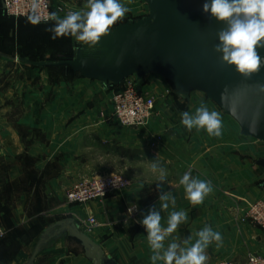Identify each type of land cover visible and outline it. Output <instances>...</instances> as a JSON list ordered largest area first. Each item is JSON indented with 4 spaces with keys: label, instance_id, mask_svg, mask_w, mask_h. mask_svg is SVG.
Here are the masks:
<instances>
[{
    "label": "crops",
    "instance_id": "obj_1",
    "mask_svg": "<svg viewBox=\"0 0 264 264\" xmlns=\"http://www.w3.org/2000/svg\"><path fill=\"white\" fill-rule=\"evenodd\" d=\"M0 4L5 10L3 0ZM77 41L71 36L69 48L55 53L45 49L42 52L45 55L29 60L73 53ZM37 67L54 73L57 70ZM56 80L63 89L53 95L45 92V107H0V224L10 229L7 240L0 241L6 245V248L0 245V261L93 264L83 241L70 232L41 245L31 261L44 230L66 219L74 221L105 256L119 264H153V252L141 223L150 210L160 213L165 228L170 213H187V220L164 240L165 247L173 241L184 247L187 240L190 246L197 239L196 233L206 225L218 231L222 239L219 245L214 241L207 247V264H216L224 258L243 264L249 253L258 252L259 244L264 245V231L241 220L247 202L259 195L264 197V187L258 182L264 168L256 163L257 149L251 138L242 134L232 116L194 93L188 106L173 94L165 97L164 106L158 100L147 127H122L110 118L112 107L71 106L70 100L74 103L79 96L87 95L95 101L103 98L107 90L101 82L77 77L72 83L64 76H57ZM158 80L165 79L155 75L148 82ZM67 85H71L68 90ZM74 85L80 91L75 93ZM67 93L77 97H69ZM3 96L14 95L0 93V99ZM201 106L221 114L220 137L210 136L203 129L189 131L182 125L181 113H194ZM155 135L161 139L154 141L155 148L151 151L148 141L157 139ZM153 162L165 171L169 169L164 180L158 179V173L152 178L146 173ZM117 169L130 179L127 189L80 208L67 206L66 191L73 183L92 173ZM186 172L211 183L213 191L203 203L193 205L186 198L180 184ZM164 195L169 196L168 201L161 200ZM171 197H175L174 203ZM163 203H168L167 209L162 207ZM133 206L139 210L135 214L129 212ZM90 217H95L98 224L88 230ZM15 229H25V239L12 241L11 232ZM30 229L36 230L31 233Z\"/></svg>",
    "mask_w": 264,
    "mask_h": 264
},
{
    "label": "water",
    "instance_id": "obj_2",
    "mask_svg": "<svg viewBox=\"0 0 264 264\" xmlns=\"http://www.w3.org/2000/svg\"><path fill=\"white\" fill-rule=\"evenodd\" d=\"M148 1L152 6L150 16L114 26L101 38V49L93 54H85L83 42L76 40L78 45L72 54L22 60L34 66L69 69L108 87H122L135 75L141 89L147 76L155 73L171 83L182 104L190 102L192 91H202L238 122L243 135L264 141V63L250 78L240 75L235 66L221 63L214 47L224 24L203 12L205 0ZM258 52L264 58V47ZM256 163L264 168V157ZM67 232L83 241L93 264H119L105 256L74 221L66 219L44 230L31 261L41 245Z\"/></svg>",
    "mask_w": 264,
    "mask_h": 264
},
{
    "label": "clouds",
    "instance_id": "obj_3",
    "mask_svg": "<svg viewBox=\"0 0 264 264\" xmlns=\"http://www.w3.org/2000/svg\"><path fill=\"white\" fill-rule=\"evenodd\" d=\"M86 7L87 11H72L63 19H58L55 12L51 13L48 18L55 22L51 29L53 38L71 35L90 46L98 45L101 38L109 35L128 11L120 0H87ZM202 10L224 24L217 33L218 43L214 47L220 54L221 63L235 66L236 71L245 78L259 72L264 63V58L258 52V48L264 47V0H205ZM181 123L189 131L195 128L205 130L210 136L222 135L221 114L210 111L206 106L196 108L194 113L183 111ZM249 131L254 133L256 129L250 128ZM151 171L158 173L159 180L166 178L165 169L156 162L151 164ZM180 184L184 186L186 198L193 205L203 203L213 191L210 182L193 178L191 172L184 173ZM171 199L174 203L175 197ZM161 200L168 201L169 196L164 195ZM168 206V203L162 204L164 209ZM132 210L130 207L129 212ZM161 219L158 211L150 210L141 221L153 252V264L157 261H163V264H207V247L214 241L219 245L222 239L218 231L206 225L196 233L197 239L190 246L187 240L184 241V247L175 241L165 247L164 240L187 220V213H170L166 228L162 227Z\"/></svg>",
    "mask_w": 264,
    "mask_h": 264
},
{
    "label": "rangeland",
    "instance_id": "obj_4",
    "mask_svg": "<svg viewBox=\"0 0 264 264\" xmlns=\"http://www.w3.org/2000/svg\"><path fill=\"white\" fill-rule=\"evenodd\" d=\"M55 8L65 5L67 9L71 11H87L86 4L87 2L83 0H52ZM120 2L128 9L125 17L119 21L116 25L125 24L131 20L141 19L143 17L150 16L152 13V6L148 0H120ZM5 10L0 4V93H11L14 96L9 98L8 96H3L0 99V107H13V108H21V107H45V92L46 93H58L63 89V85L61 82H57L56 77L64 76L67 81H77V77H81L79 74H75L69 69L62 68L63 71L57 69L55 73L53 70H48L45 67H37L34 65H30L25 63L23 58H39L45 55L43 50H48L51 53L59 52L66 48H69V39L71 35L67 36H57L53 38V32L51 29L54 26V21H50L48 23H39L31 18H16L12 16H7L8 14L4 12ZM64 10L63 14L57 15L58 19H63L66 17L67 13ZM115 25V26H116ZM83 48L85 54H93L101 49V43L98 45L90 46L83 42ZM72 54V52L70 53ZM37 60V59H36ZM45 60V59H44ZM159 76L155 73H151L147 76V80L142 84V86H146L150 88V91L155 93L158 97V100H161L162 105L164 106V102L166 101V91L169 87L173 86L169 81L158 80V82L151 84L148 82V79L152 76ZM54 76V77H53ZM136 80V76H131ZM160 77V76H159ZM80 81V80H79ZM57 82V83H55ZM72 85V84H71ZM71 85H67L65 89H69ZM61 86V87H60ZM78 86V85H77ZM74 85L73 89L76 92L80 91ZM114 87V88H113ZM118 86H103V89L107 90L106 95L103 98H100L95 101V99L90 98L89 96H79L80 98L70 103L71 106H81V107H103V108H111L112 107V96ZM72 89V88H71ZM99 93V92H98ZM195 94L196 96L202 97L204 100L209 101L212 105L218 106L213 100L209 99L207 95L198 90L192 91L191 94ZM174 94V93H173ZM41 95H43V99H41ZM53 95V94H52ZM80 95V93L78 94ZM67 96L76 98L77 96L73 94H68ZM93 97V96H92ZM73 100V99H72ZM69 103V104H70ZM189 104H187L188 106ZM69 106V105H68ZM219 107V106H218ZM123 127V126H122ZM147 127V126H145ZM142 128V127H140ZM144 128V127H143ZM154 134V133H153ZM150 136L147 134V137ZM158 136V135H155ZM246 136V135H244ZM252 140V144L256 147V157L257 160L264 157V141L257 139L252 136H248ZM161 137L158 136L157 139H148L150 150L153 151L155 148L156 140H160ZM155 141V142H154ZM163 141V140H161ZM184 156V155H183ZM169 169L166 170L167 175L169 174ZM123 174L127 177V175L122 172V170H112V171H99L96 173L90 174V176L96 175H108V174ZM146 173L152 175L154 173L149 170ZM262 173H259V186L264 182V175L260 177ZM84 178V177H83ZM130 180V179H129ZM151 183L154 182L152 179ZM131 183V181H130ZM153 184V183H152ZM264 198L259 195L255 199L247 202V206L259 199ZM66 204L69 208H80L82 205L71 204L66 199ZM85 205V204H83ZM246 209V208H245ZM2 225V224H1ZM87 227V226H86ZM259 227V226H257ZM5 232L4 237L0 239V241H6L8 230L7 227H3ZM264 231L263 228L259 227ZM88 229V228H87ZM36 229H30L32 233ZM25 229H15L14 232H11L12 238L15 243L20 240L25 239ZM29 232V231H28ZM13 233V234H12ZM1 248H6V245L3 243L0 244ZM6 250H10L7 248ZM13 250V249H12ZM258 254L264 255V245L259 244L258 252H254ZM7 254V252H6ZM6 256H9L8 254ZM0 264H9V260L3 259L0 261Z\"/></svg>",
    "mask_w": 264,
    "mask_h": 264
},
{
    "label": "built area",
    "instance_id": "obj_5",
    "mask_svg": "<svg viewBox=\"0 0 264 264\" xmlns=\"http://www.w3.org/2000/svg\"><path fill=\"white\" fill-rule=\"evenodd\" d=\"M6 13L12 17H32L39 23H48V17L55 12L57 15L72 12L65 5L57 8L52 0H3ZM173 95L172 88L166 91V96ZM158 103V97L150 88L142 86L138 89L136 80L129 77L122 87L115 90L112 96L111 119L117 124L128 128L148 126ZM130 180L123 174H108L84 177L72 184L66 191V199L71 204L83 205L94 200H102L109 195L121 192L130 186ZM132 214L139 210L132 207ZM241 220L252 223L264 229V198L251 202L243 211ZM98 224L95 217H90L87 228L91 230ZM5 232L0 224V239ZM216 264H238L232 259L224 258ZM243 264H264V255L249 253Z\"/></svg>",
    "mask_w": 264,
    "mask_h": 264
},
{
    "label": "trees",
    "instance_id": "obj_6",
    "mask_svg": "<svg viewBox=\"0 0 264 264\" xmlns=\"http://www.w3.org/2000/svg\"><path fill=\"white\" fill-rule=\"evenodd\" d=\"M30 18L33 19L32 17H30ZM33 20H34V19H33ZM57 69H60L61 71H63L62 68H57ZM113 88H114V87H113ZM117 88H119V87H116V89H117ZM3 237H4V236H3ZM3 237H2V238H3ZM2 238H1V239H2Z\"/></svg>",
    "mask_w": 264,
    "mask_h": 264
}]
</instances>
